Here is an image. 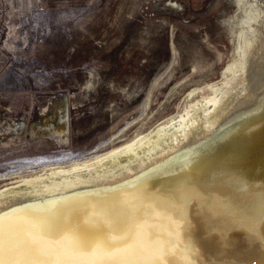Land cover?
I'll return each instance as SVG.
<instances>
[{
	"label": "rangeland",
	"instance_id": "obj_1",
	"mask_svg": "<svg viewBox=\"0 0 264 264\" xmlns=\"http://www.w3.org/2000/svg\"><path fill=\"white\" fill-rule=\"evenodd\" d=\"M237 7L0 0V189L112 153L209 102L243 68Z\"/></svg>",
	"mask_w": 264,
	"mask_h": 264
},
{
	"label": "water",
	"instance_id": "obj_2",
	"mask_svg": "<svg viewBox=\"0 0 264 264\" xmlns=\"http://www.w3.org/2000/svg\"><path fill=\"white\" fill-rule=\"evenodd\" d=\"M246 58L201 122L160 151L54 187L0 189L4 258L56 264L107 250L153 259L150 238L176 264H264V38Z\"/></svg>",
	"mask_w": 264,
	"mask_h": 264
},
{
	"label": "bare ground",
	"instance_id": "obj_3",
	"mask_svg": "<svg viewBox=\"0 0 264 264\" xmlns=\"http://www.w3.org/2000/svg\"><path fill=\"white\" fill-rule=\"evenodd\" d=\"M233 4L239 7V11L235 21L236 26L234 25L238 45L236 46V50H234L237 51V53H239V55L242 57L240 65L242 64L243 66L247 59L246 56L248 55L250 50H252L253 47H255L257 44H259L264 38V0H233ZM235 51H233V53ZM234 66L237 68L236 64ZM238 68L241 69V66ZM221 85L223 86L224 83ZM221 85L218 87L212 86L213 88H210L211 97L209 104L213 105L216 102L218 96H220L224 92V90H222ZM205 105L206 103L203 101L197 102L195 107H193L188 113L182 112L183 114L181 113L175 115V117L167 121L165 125L160 126V128L156 129L154 132L146 134V137H144L145 135L140 136L135 140L131 141V143H129L128 145L119 148L113 151L112 153L102 154L101 156L89 158L87 159V161L83 162H74L73 165L50 168L48 172L46 170V172H43L39 175L37 172V175L35 174V177H32L29 180L24 179V181L19 182V184L17 182L16 185L12 186L11 188H8V190H5L4 188V190H2L3 192L1 193L12 192V188L17 187L16 189H18L19 186L29 184H38L41 186L44 184H48L52 185L51 187H54L60 182H62V180H65L67 178H73V176L75 175L78 176L79 174L88 172V170H90L89 168H102L103 166H107L113 162H117V160H136L138 158L137 153L140 154V151H143L145 155H151V153H148L151 147H159L157 148L158 150L153 152L156 153L160 151L161 148L166 143L170 142L172 139H175L177 136L178 138H180L184 135V133L189 132L190 127L194 123L201 122V115H203L206 110ZM179 141L180 140H178V142ZM125 166L120 167V169L124 168ZM108 172L110 173V171H104V175H106V173L109 174ZM29 177H31V175ZM63 187H65V185L61 186V188Z\"/></svg>",
	"mask_w": 264,
	"mask_h": 264
},
{
	"label": "snow or ice",
	"instance_id": "obj_4",
	"mask_svg": "<svg viewBox=\"0 0 264 264\" xmlns=\"http://www.w3.org/2000/svg\"><path fill=\"white\" fill-rule=\"evenodd\" d=\"M145 225H139L137 232L140 237L143 236L142 228ZM30 243L41 242L36 237H29ZM147 254L153 259L131 258L120 253H114L107 250L94 251L90 254H69L56 261V264H176L175 257L168 254V247L163 242H151L147 238L145 244ZM5 245L2 229H0V264H20V261L5 259Z\"/></svg>",
	"mask_w": 264,
	"mask_h": 264
}]
</instances>
